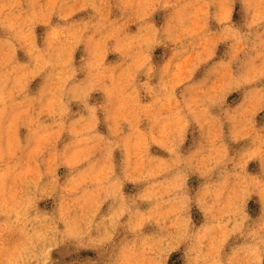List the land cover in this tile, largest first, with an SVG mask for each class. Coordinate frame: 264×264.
Here are the masks:
<instances>
[{
	"label": "clouds",
	"instance_id": "9594fccd",
	"mask_svg": "<svg viewBox=\"0 0 264 264\" xmlns=\"http://www.w3.org/2000/svg\"><path fill=\"white\" fill-rule=\"evenodd\" d=\"M0 264H264V0H0Z\"/></svg>",
	"mask_w": 264,
	"mask_h": 264
}]
</instances>
